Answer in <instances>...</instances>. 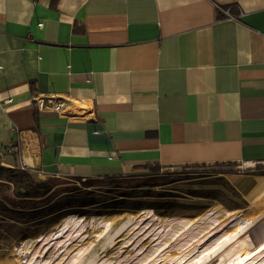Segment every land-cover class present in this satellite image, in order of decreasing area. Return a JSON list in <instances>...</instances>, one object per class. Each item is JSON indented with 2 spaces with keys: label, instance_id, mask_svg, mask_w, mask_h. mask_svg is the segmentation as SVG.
<instances>
[{
  "label": "crops",
  "instance_id": "crops-1",
  "mask_svg": "<svg viewBox=\"0 0 264 264\" xmlns=\"http://www.w3.org/2000/svg\"><path fill=\"white\" fill-rule=\"evenodd\" d=\"M245 162L264 168V0H0V165L84 180ZM258 172L227 173L248 205Z\"/></svg>",
  "mask_w": 264,
  "mask_h": 264
},
{
  "label": "rangeland",
  "instance_id": "rangeland-1",
  "mask_svg": "<svg viewBox=\"0 0 264 264\" xmlns=\"http://www.w3.org/2000/svg\"><path fill=\"white\" fill-rule=\"evenodd\" d=\"M258 171L264 174L263 167L242 164L187 173L174 169L179 176H163L162 185L139 191L149 190L147 204L171 201L172 216L160 217L151 209L70 215L51 227L41 225L34 238L1 241L0 264H264V200L248 205L226 181L229 174ZM164 193L170 197H161Z\"/></svg>",
  "mask_w": 264,
  "mask_h": 264
},
{
  "label": "trees",
  "instance_id": "trees-1",
  "mask_svg": "<svg viewBox=\"0 0 264 264\" xmlns=\"http://www.w3.org/2000/svg\"><path fill=\"white\" fill-rule=\"evenodd\" d=\"M159 172L151 168L147 174L135 176L42 181L28 169L0 165V242L10 236L20 242L34 238L40 235L41 225L51 227L70 215L113 216L151 209L157 216H172L171 201L164 200L159 206L147 204L144 199L151 198L149 190L139 192L144 187L162 185L163 176L168 175ZM160 195L170 197L167 193Z\"/></svg>",
  "mask_w": 264,
  "mask_h": 264
},
{
  "label": "built area",
  "instance_id": "built-area-1",
  "mask_svg": "<svg viewBox=\"0 0 264 264\" xmlns=\"http://www.w3.org/2000/svg\"><path fill=\"white\" fill-rule=\"evenodd\" d=\"M222 13L224 14H228L227 13V10H223L221 9L220 10ZM38 102V100H37ZM66 106V103H64L62 100L60 99H54V100H49V104H47L46 106H44L42 109H50L54 112H61L64 107ZM12 150H8V153H11ZM20 157L22 158L21 154H20ZM243 166H248L250 168H260V165L256 162H245L242 164ZM238 166V165H236ZM235 167V166H232V168ZM21 169H27L25 166H21Z\"/></svg>",
  "mask_w": 264,
  "mask_h": 264
},
{
  "label": "bare ground",
  "instance_id": "bare-ground-1",
  "mask_svg": "<svg viewBox=\"0 0 264 264\" xmlns=\"http://www.w3.org/2000/svg\"><path fill=\"white\" fill-rule=\"evenodd\" d=\"M65 226L62 227V229L60 230V232L64 229ZM122 227L119 229L121 231ZM57 237V235H55ZM59 236V235H58ZM63 252V251H62Z\"/></svg>",
  "mask_w": 264,
  "mask_h": 264
}]
</instances>
